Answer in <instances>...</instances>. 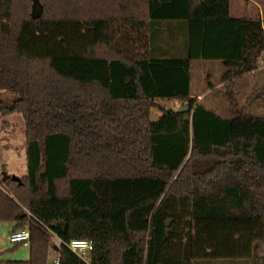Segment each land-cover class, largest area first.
<instances>
[{
  "label": "trees",
  "instance_id": "16d2710c",
  "mask_svg": "<svg viewBox=\"0 0 264 264\" xmlns=\"http://www.w3.org/2000/svg\"><path fill=\"white\" fill-rule=\"evenodd\" d=\"M31 1L17 27L13 0H0V110L23 107L28 127L27 213L15 206L0 220L27 229L30 245L29 260L0 264H46L53 251L59 264H91L67 248L75 223L108 224L112 264L264 260V119L223 118L190 96L194 60L225 62L224 83L257 70L264 24L139 0L147 48L129 58L109 43L107 21L50 32ZM105 103L124 118L99 113Z\"/></svg>",
  "mask_w": 264,
  "mask_h": 264
},
{
  "label": "rangeland",
  "instance_id": "374dc122",
  "mask_svg": "<svg viewBox=\"0 0 264 264\" xmlns=\"http://www.w3.org/2000/svg\"><path fill=\"white\" fill-rule=\"evenodd\" d=\"M41 4L40 17L46 29L52 32L57 23H74L94 19L107 21V37L109 43L127 57H136L141 50L147 48V36L140 33L142 9L139 0H39ZM247 2V0H244ZM261 13L255 15L264 24V0H258ZM13 14L11 24L20 26L31 16V0H13ZM37 12V11H36ZM38 13V12H37ZM253 16V15H252ZM79 27V25H78ZM71 34L72 32H65ZM225 62L194 60L191 64V95L193 102L201 103L206 109L223 117L232 118L250 115L264 119V61L257 70L237 79L236 84L224 83L222 77L226 73ZM41 94V93H40ZM199 97V100H197ZM166 108L178 109L180 102H157ZM21 112L3 114L0 110V213L15 209V206L27 213L25 201L26 189V154L27 123ZM99 113H108V116H122L119 110L110 108L107 103L100 105ZM124 116V115H123ZM122 116V119L124 118ZM160 116L158 109H152L150 120ZM19 181L18 184L16 181ZM13 227L10 220H0V260L27 261L30 259L28 245L14 248L7 237ZM93 239L96 249L91 257V264H112L114 257L110 254L109 227L107 223H75L73 238L80 236ZM14 250L7 252L8 249ZM58 254L53 251L49 254L46 264H55ZM198 264H254L251 260L205 261ZM257 264H264L261 259Z\"/></svg>",
  "mask_w": 264,
  "mask_h": 264
},
{
  "label": "crops",
  "instance_id": "0c3cea01",
  "mask_svg": "<svg viewBox=\"0 0 264 264\" xmlns=\"http://www.w3.org/2000/svg\"><path fill=\"white\" fill-rule=\"evenodd\" d=\"M264 7V5H263ZM261 6L258 0H189L190 17L215 18H249L252 19L258 13H261ZM253 15V16H252ZM141 20L140 24H142ZM140 33L148 36V33L142 25H140ZM236 84L237 79L229 82ZM191 98L193 96L190 93ZM199 100V97H197ZM11 231L9 232V234ZM14 247L17 245H13ZM30 248V245H28Z\"/></svg>",
  "mask_w": 264,
  "mask_h": 264
},
{
  "label": "built area",
  "instance_id": "2783aa9c",
  "mask_svg": "<svg viewBox=\"0 0 264 264\" xmlns=\"http://www.w3.org/2000/svg\"><path fill=\"white\" fill-rule=\"evenodd\" d=\"M7 240L11 245H29V232L27 229H24L20 232L10 233ZM54 244L59 246L61 242L56 239ZM67 248L79 259L88 263L89 257L96 249V243L90 238H74L68 242ZM55 264H59V258L56 259Z\"/></svg>",
  "mask_w": 264,
  "mask_h": 264
},
{
  "label": "water",
  "instance_id": "95a60500",
  "mask_svg": "<svg viewBox=\"0 0 264 264\" xmlns=\"http://www.w3.org/2000/svg\"><path fill=\"white\" fill-rule=\"evenodd\" d=\"M35 17H37V15L35 16ZM188 106H184V107H182V108H180L179 110H178V112H186V111H188ZM169 224H170V221H167V223H166V231H165V235L167 236L168 235V227H169ZM57 248V246L55 245V249Z\"/></svg>",
  "mask_w": 264,
  "mask_h": 264
}]
</instances>
